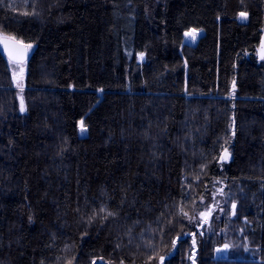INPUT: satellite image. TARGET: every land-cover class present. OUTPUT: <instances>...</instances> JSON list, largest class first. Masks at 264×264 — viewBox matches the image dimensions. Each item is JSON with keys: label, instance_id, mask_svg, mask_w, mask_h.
Masks as SVG:
<instances>
[{"label": "trees", "instance_id": "obj_1", "mask_svg": "<svg viewBox=\"0 0 264 264\" xmlns=\"http://www.w3.org/2000/svg\"><path fill=\"white\" fill-rule=\"evenodd\" d=\"M3 35L0 264H264V0H0Z\"/></svg>", "mask_w": 264, "mask_h": 264}, {"label": "snow or ice", "instance_id": "obj_2", "mask_svg": "<svg viewBox=\"0 0 264 264\" xmlns=\"http://www.w3.org/2000/svg\"><path fill=\"white\" fill-rule=\"evenodd\" d=\"M25 14L27 15L29 13H25ZM31 14H35V12H33ZM247 15L248 14L246 12H240L239 13L240 18H242V19H246L247 18ZM185 35L186 36L195 37L196 30H192L189 33H185ZM13 39H15V38H13ZM31 47H32L31 44H25L23 41H15L14 46L9 50V54L13 58H15L18 63L22 64V62H23V59L22 58H23L26 50L29 49V48H31ZM143 56H144V54L141 53L140 54V58L143 59ZM17 86L18 87H22L19 84V82H18ZM233 87H235V81H233ZM25 110L26 109H25L23 100H21V103H20V111L23 112ZM229 127H230V130H231V136H234L235 135V121H234V118H233V123ZM80 131H81V135H84L86 133V126L84 125V122L83 121L80 122ZM145 135H147V134H145ZM10 143H11V141H10ZM216 159H218L221 162H223V161H229L231 159V153H229L227 151V148H224L222 150L221 155L219 157H217ZM201 167L203 168V167H205V165H202ZM197 179H199V177H197ZM219 194L225 195L223 188L219 189ZM216 206H217L216 204H213L212 205L213 208L216 207ZM235 209H236V204L235 203H232L231 210H232V214L233 215L235 214ZM220 210L223 211V209H220ZM181 214L184 215V216H187V213H184L182 209H181ZM97 215H99L100 218L103 220V219H107L108 217H114V216L117 215V213H114V212H106L105 208L103 206H101L100 213L99 214H95L94 213L93 217H91L89 219V223L91 222L92 219H95ZM199 215L201 217H205V223H207V217L211 215V212L210 211L207 212V213L201 212ZM189 219H191V218H189ZM199 226L202 227L203 225H199ZM128 234L131 235V230H129V233ZM194 235L195 234H193V236ZM193 242L195 243V241H193ZM129 243H131V240L129 241ZM173 245H175V241L173 242ZM116 247L119 248L120 245L117 244ZM225 247L227 248V245H225ZM100 259L102 260L103 257H100ZM150 259H151V257H150ZM159 261L161 262V264H163L164 257L163 256H160L159 257ZM41 264H43V262H41ZM68 264H71V261H69ZM90 264H96V261L95 260H92V261H90ZM107 264H111V262H107ZM121 264H123V261H121ZM193 264H194V262H193Z\"/></svg>", "mask_w": 264, "mask_h": 264}, {"label": "rangeland", "instance_id": "obj_3", "mask_svg": "<svg viewBox=\"0 0 264 264\" xmlns=\"http://www.w3.org/2000/svg\"><path fill=\"white\" fill-rule=\"evenodd\" d=\"M239 19H240V21L246 22L249 19V15H247L246 19H242L240 17H239ZM192 30H195V29H191V30L187 31L186 33H189ZM196 32H200V33L202 32V33L199 35H195V37L185 35L186 40L187 41L198 40L202 36L203 31L196 30ZM24 63L25 62H22V64H20L18 62H13V64H14L13 67H14L15 72L22 73L24 71V68H25ZM86 132H87V129H86ZM84 135H86V133ZM213 204H216L217 206L213 208L212 207ZM219 204H220V199H218L216 197V198H214V200L211 203L208 204V206L203 211H201V212H205V213H207L209 211L211 212V215L207 217V223H205V217H201L199 215L201 212H199V214L197 216V220L199 222V225H203L202 227L199 226L200 231L206 232V233H210L212 231V229L214 228V221L213 220H214L215 213L218 211L220 214H222V212H223L220 210L222 208L219 207ZM218 217H220V216H218ZM225 245H227V248L225 247ZM229 249H230V247L228 244H223L217 248V255L218 256H227L229 253ZM220 251H222V252H220Z\"/></svg>", "mask_w": 264, "mask_h": 264}, {"label": "water", "instance_id": "obj_4", "mask_svg": "<svg viewBox=\"0 0 264 264\" xmlns=\"http://www.w3.org/2000/svg\"><path fill=\"white\" fill-rule=\"evenodd\" d=\"M13 38L14 37H11V36H5V35L1 36L0 37V45H1V48H2L3 52L6 54V56L10 60H12L13 62H17L15 58L10 56L9 50L14 46L15 41H21V40H19L17 38H15V39H13ZM29 55H30V49H27L25 54H24V56H23V58H22L23 62H26L28 60Z\"/></svg>", "mask_w": 264, "mask_h": 264}, {"label": "bare ground", "instance_id": "obj_5", "mask_svg": "<svg viewBox=\"0 0 264 264\" xmlns=\"http://www.w3.org/2000/svg\"><path fill=\"white\" fill-rule=\"evenodd\" d=\"M196 30V29H195ZM202 33V32H201ZM200 32H196V35H199V34H201ZM220 252H222V251H220Z\"/></svg>", "mask_w": 264, "mask_h": 264}]
</instances>
